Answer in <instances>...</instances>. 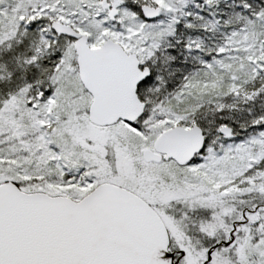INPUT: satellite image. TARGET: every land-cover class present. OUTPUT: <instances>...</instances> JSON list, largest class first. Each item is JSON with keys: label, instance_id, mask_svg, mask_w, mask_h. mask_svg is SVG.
Wrapping results in <instances>:
<instances>
[{"label": "snow or ice", "instance_id": "snow-or-ice-1", "mask_svg": "<svg viewBox=\"0 0 264 264\" xmlns=\"http://www.w3.org/2000/svg\"><path fill=\"white\" fill-rule=\"evenodd\" d=\"M0 264H264V0H0Z\"/></svg>", "mask_w": 264, "mask_h": 264}]
</instances>
